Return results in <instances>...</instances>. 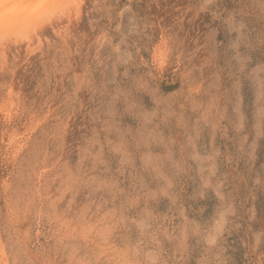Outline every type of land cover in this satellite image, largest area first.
Returning <instances> with one entry per match:
<instances>
[{
	"label": "rangeland",
	"instance_id": "1",
	"mask_svg": "<svg viewBox=\"0 0 264 264\" xmlns=\"http://www.w3.org/2000/svg\"><path fill=\"white\" fill-rule=\"evenodd\" d=\"M77 7L0 46V264H264V0Z\"/></svg>",
	"mask_w": 264,
	"mask_h": 264
},
{
	"label": "bare ground",
	"instance_id": "2",
	"mask_svg": "<svg viewBox=\"0 0 264 264\" xmlns=\"http://www.w3.org/2000/svg\"><path fill=\"white\" fill-rule=\"evenodd\" d=\"M79 1L81 0H0V46L4 47L10 41L30 45L32 38L55 15L69 8L77 10ZM0 255H4L1 246Z\"/></svg>",
	"mask_w": 264,
	"mask_h": 264
}]
</instances>
